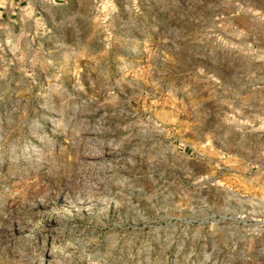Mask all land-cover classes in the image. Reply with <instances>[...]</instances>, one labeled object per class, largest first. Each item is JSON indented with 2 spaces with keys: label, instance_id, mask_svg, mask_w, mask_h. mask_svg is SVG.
I'll use <instances>...</instances> for the list:
<instances>
[{
  "label": "rangeland",
  "instance_id": "374dc122",
  "mask_svg": "<svg viewBox=\"0 0 264 264\" xmlns=\"http://www.w3.org/2000/svg\"><path fill=\"white\" fill-rule=\"evenodd\" d=\"M40 1L0 12V264H264V0Z\"/></svg>",
  "mask_w": 264,
  "mask_h": 264
},
{
  "label": "crops",
  "instance_id": "0c3cea01",
  "mask_svg": "<svg viewBox=\"0 0 264 264\" xmlns=\"http://www.w3.org/2000/svg\"><path fill=\"white\" fill-rule=\"evenodd\" d=\"M50 2H53L55 5L57 3L60 4L59 0H50ZM63 2H67V0H63ZM40 5V0H0V12L2 14L13 15L25 12L26 10H39Z\"/></svg>",
  "mask_w": 264,
  "mask_h": 264
}]
</instances>
